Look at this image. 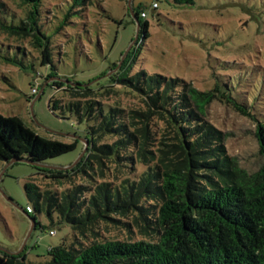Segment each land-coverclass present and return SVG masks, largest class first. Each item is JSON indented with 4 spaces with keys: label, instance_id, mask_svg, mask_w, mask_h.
<instances>
[{
    "label": "trees",
    "instance_id": "16d2710c",
    "mask_svg": "<svg viewBox=\"0 0 264 264\" xmlns=\"http://www.w3.org/2000/svg\"><path fill=\"white\" fill-rule=\"evenodd\" d=\"M44 1L19 0L24 11L19 21L0 10V34L27 41L37 54L27 57L22 47L9 48L0 41L1 52L6 51L0 58L25 72L34 69V61L53 63L51 36L41 28ZM61 1L69 6L65 24L91 3ZM131 13L139 20L140 40L147 38L148 20L142 22L136 10ZM135 52L108 80L139 97L143 105L138 107L104 103L99 99L104 92L87 85L52 83L68 86L66 98H52V110L87 124L86 153L71 171L89 180L59 191L42 190L34 177L24 184L29 206L47 214L51 225L65 223L71 231L49 249L50 259L38 264H264V116L253 113L230 88L201 90L178 76L144 69L132 73ZM215 100L254 121L263 156L257 170L242 167L228 153L226 134L207 120L208 106ZM77 142L44 137L20 117L0 113V160L6 164L13 158L44 163L73 151ZM35 167L57 180L71 173ZM100 224L129 233L137 228L144 237L105 239L96 229ZM0 264L29 263L24 254L0 251Z\"/></svg>",
    "mask_w": 264,
    "mask_h": 264
},
{
    "label": "rangeland",
    "instance_id": "374dc122",
    "mask_svg": "<svg viewBox=\"0 0 264 264\" xmlns=\"http://www.w3.org/2000/svg\"><path fill=\"white\" fill-rule=\"evenodd\" d=\"M18 2L0 0V10L5 11L2 15L19 21L24 11ZM154 2L158 3L155 9ZM68 8L61 0H45L42 6L41 28L52 41L51 65L34 61V69L25 72L0 58V113L20 117L44 137L67 143L78 140L73 151L47 159L42 168L71 171L85 155L76 162L84 149L86 122H79L71 114L64 118L60 110L51 108L53 97H67V85L89 84L98 94L104 92L99 96L104 103L143 105L139 97L108 80L131 51H136L130 61L132 73L144 69L178 76L201 90L216 85L230 88L233 96L248 103L253 113L264 116V0H194L193 4L175 0H91L65 24ZM131 10L139 15L147 13L141 18L150 25L147 38L140 40ZM0 41L9 48L22 47L27 57L37 55L27 41H16L6 34H0ZM5 54L0 50V55ZM116 62L117 66L109 70ZM51 72L55 75L46 80ZM55 81L67 85L58 88L52 85ZM206 118L226 134L228 153L236 156L242 167L250 172L260 167L263 156L250 117L215 100L208 106ZM35 166L20 161L5 169L6 163L0 160V174L5 170L0 177V251L24 254L29 264L49 260V249L71 236V231L65 223L51 225L45 213H27L30 202L24 184L34 177L42 190L59 191L89 180L77 171L57 180L50 177L49 171H39ZM31 217H36L40 225L36 223L37 228L29 234ZM54 219L57 221L56 214ZM52 229L56 234L50 233ZM96 229L105 239L144 237L137 228L129 233L100 224Z\"/></svg>",
    "mask_w": 264,
    "mask_h": 264
},
{
    "label": "water",
    "instance_id": "95a60500",
    "mask_svg": "<svg viewBox=\"0 0 264 264\" xmlns=\"http://www.w3.org/2000/svg\"><path fill=\"white\" fill-rule=\"evenodd\" d=\"M132 14H133V17L135 18V20L137 21V24H138V29H137V31L139 32L140 24H139V21H138V17H137L136 15H134V13H132ZM83 85H87V86H88L89 84H83ZM82 140H83V142H84V144H85V147H84V149H83V151H82V154L79 156V158L76 160V162H77L79 159H81V157L85 154V152H86V150H87V147H88V139H87V138H82ZM20 161H26V162L32 163V164H34V165H36V166H39V167L45 166V164H43V163H36V162L29 161V160H27V159L13 158L9 163L6 164L5 169H6L8 166H10V165H12V164H14V163H16V162H20ZM76 162H74L72 165H74ZM72 165H71V166H72ZM4 172H5V170L0 174V177H1V175H2ZM0 189H1V188H0ZM35 227H36V220H35L33 217H31V230H30L29 234L32 233V231L34 230ZM11 253H12V252H11ZM15 253H17V252H15Z\"/></svg>",
    "mask_w": 264,
    "mask_h": 264
},
{
    "label": "built area",
    "instance_id": "2783aa9c",
    "mask_svg": "<svg viewBox=\"0 0 264 264\" xmlns=\"http://www.w3.org/2000/svg\"><path fill=\"white\" fill-rule=\"evenodd\" d=\"M153 6L156 7V6H157V3L155 2V3L153 4ZM141 16H142V17H146V16H147V13L143 11V12L141 13ZM36 90H37V89L34 87V88H33V92H35ZM26 212H27V213H32V212H33V208H32L31 206L28 205V206L26 207ZM50 233H51V234H56V230H55V229H52V230L50 231Z\"/></svg>",
    "mask_w": 264,
    "mask_h": 264
}]
</instances>
